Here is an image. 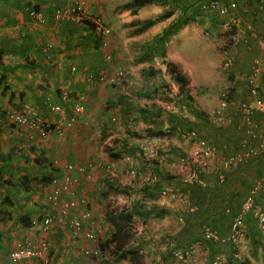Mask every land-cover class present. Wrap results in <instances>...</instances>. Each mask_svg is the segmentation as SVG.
Listing matches in <instances>:
<instances>
[{
    "label": "crops",
    "instance_id": "crops-1",
    "mask_svg": "<svg viewBox=\"0 0 264 264\" xmlns=\"http://www.w3.org/2000/svg\"><path fill=\"white\" fill-rule=\"evenodd\" d=\"M76 1L0 0V258L6 260L7 264H97L98 262L102 264H134L136 258L142 264H149L144 256L145 251L147 252L148 249L154 250L155 246H152V243H157V239L165 231L160 228L156 232L148 231L149 233L145 230L136 231L129 237L135 240V242L130 244V258L128 256L126 258L113 257L112 259H105L106 254L103 245L110 242L109 231H106L105 228L107 225L111 227L112 224L105 217V207L101 210L103 206L91 197L92 195L88 190H91L92 187L87 186L84 182L85 178L76 172L72 174L78 177L77 196L84 197L87 205L92 210L91 213L94 216L96 225L98 227L101 226L99 218H102L105 221V228L101 233V229L98 231L100 233L99 244L97 241H88L82 236L74 237L71 234L69 224L66 221L60 222L58 220L59 208H53L47 201V196L51 192V182L49 181L51 176L56 173H62V168L54 167L52 160L54 158L58 159L61 165L66 162L80 165L99 156L98 153L94 152V145H98L96 143L101 138L100 131H96V125L99 121L103 122L105 114L102 112V107H99L98 103L100 102H97V99L106 100L108 104L112 105V108L105 110V113L107 114L108 111L114 113V110L117 109L121 119L126 122L123 124L125 128L123 137L114 139L117 146L109 149L110 154L114 155L115 151L120 154L117 150L129 151L133 161L132 163L124 162L125 172L133 170V174H131L134 176L140 173L139 169L144 168V174L154 175L157 170L152 161H155V159L144 160L137 145L144 142L146 137H149L151 142L154 143V140H157L159 136L150 135L145 133L144 130L150 128L154 122H157V118L163 112L167 113L166 125H176L174 130H170L172 133L192 131L191 129L181 130L178 128L181 124L179 123L181 119H177L179 117L196 120L195 112L201 111L197 109L194 103L182 100L179 102L180 104L176 105L174 113L166 110L165 112L163 110L164 106L162 107L161 98L163 97H158L157 99V96H165L166 94L171 98L172 94L175 93L180 94L179 97L182 98L181 94H183L178 92L177 85L165 71L162 59L176 63L181 72L184 73L188 80L185 93L191 96V91L195 87L193 72L191 73L187 68L188 61L184 63L180 61L182 58L183 60L186 59V57H181L179 49L175 48L173 41L175 39L179 40L181 37L192 38L194 34L189 30V23L185 24L165 42L163 46L164 56L158 57L151 48L152 44L155 45V43H152V39H155L171 20L156 22L142 30L139 25L132 23L134 20H144L161 12V9L157 8V4H146L138 8L136 14L133 15H130V9L122 10L121 12L115 10V16L122 17L120 29L130 31L123 34L122 39L119 40L118 33L110 26L112 33L109 48L113 58L119 62L116 64L120 65V63H123L126 76L132 78L126 77L133 83L132 91L137 93L138 97H141L138 101L145 103V105L140 104V107L132 106L128 100H125L120 95L113 97L114 93L107 81H97L94 85L86 83L85 78L88 73H96L104 69V51L100 48V39L95 32L89 29L88 24H86V21H89L88 19L79 22L68 17L58 18L55 15L56 10L71 7ZM78 1L88 15H94L97 8L102 6L101 0ZM102 1L104 3L107 2L106 0ZM202 1L204 0L199 1V3H202ZM238 4V9H240L238 13L240 12L241 14L238 15L235 25L237 31L235 45L228 51H223L230 60H233L234 65L232 72L229 74V80L225 82L223 89V91H228L227 99L231 102V106H223L224 110L219 112L220 115L235 114L232 115L230 120L223 121L221 125L217 126L211 123L209 119V117L217 113L219 109L217 103H215L213 110L201 111L213 127L225 130L221 143H218L217 140L204 139L196 132L195 134L198 138L213 145L218 156L226 157L239 151L241 149L240 141H245L248 148H258L260 144L262 145L261 148H258L256 154L249 156L245 162L237 164L224 173V176H227L231 172H236V168L239 169L240 181L244 179L248 183L246 191L242 195L243 197L254 186L255 182L264 175V132L260 125L264 117L257 111H252L249 123H241L240 113L237 110L238 103L252 100L244 75L250 73L252 61L255 58H259L262 63L257 86L259 87L260 95L264 97V49L258 46V38L264 34V0H238ZM148 6L152 8L146 9ZM155 9L157 11H154ZM30 10L38 11L41 21L33 20L29 15ZM149 11L151 13H148ZM122 32L124 33V30ZM158 52L161 55V47ZM245 63L246 66L242 67ZM231 64L232 61L222 70H227ZM150 66L152 67L150 68ZM71 67H74L73 70H71ZM112 69L113 67L109 66L108 72L111 73ZM146 71H149V73ZM206 75L207 73L202 77H206ZM165 85L170 88V91H165ZM62 92H68V96L76 101L81 100L84 112L80 118L81 120H87L85 125H88V128L78 122L70 127H64V119L70 113L68 105L70 102L67 103L61 100L60 95ZM143 96L145 97L143 98ZM60 100L61 103H59ZM52 103H59L64 110L61 113L50 112L48 106ZM169 103L174 106L173 98L172 102ZM22 105L37 108L46 124L62 128V135L59 136L54 130H51L45 136H38L34 133V136L30 138L29 131L24 127H19L3 120V111L19 109ZM166 106L168 107L169 105ZM131 107H136L134 113L130 109ZM134 116L136 119L131 121ZM106 121H109V118ZM130 126L135 129L136 133H131L127 130L129 128L132 131ZM111 128L113 127L111 126ZM230 129L233 131L232 135H230ZM111 133L106 137V141L113 137V133ZM231 139L235 141L233 145L231 144L233 142ZM173 143L176 146L178 145L176 140L171 142V144ZM158 144L154 143L153 145L159 148ZM160 146L162 147L163 143ZM166 149L174 151L176 148L174 146L169 147L167 144ZM124 155H122V158ZM137 157H141L146 162L139 161ZM134 158H136L135 163ZM213 164L214 161L210 162V167ZM134 168H137L138 171ZM254 169L256 171L253 175L248 174L250 173L249 171ZM117 174L113 173L112 175L116 176ZM199 174L206 175L205 182L216 180L209 172H199L198 177L202 179ZM91 177L94 178V172ZM96 178L99 179V177ZM21 183L25 187L21 186ZM141 184L144 185L146 183L142 182ZM127 192H124V194H128ZM120 193H118V199L123 201L124 199L121 198L122 194ZM258 194L264 196V182L262 188L254 194L255 206L264 211V208L258 206L255 202V199L259 196ZM67 197H69L68 194L61 195L64 200ZM131 197L132 201H134V197ZM159 197L157 201L155 197L151 201L161 202L162 199L160 197L161 200H159ZM132 201L131 205L135 204ZM48 212L55 213L56 217L52 228L43 231L40 228L41 218ZM167 212L164 215L169 214ZM248 217L251 218L250 214L247 215L246 219ZM253 219L258 230L252 233V236L261 241V245H257L264 253V230L258 226L256 219ZM247 221L248 219L245 220L246 223ZM183 226L184 224H182L181 229L184 230ZM155 227L157 228V226ZM113 230L110 231L112 232ZM244 231L245 237L247 230ZM227 232L224 230L221 233L226 234ZM201 234L202 232H200L199 236ZM41 236H45L48 241V249L44 255L25 258L18 263L11 262L8 259V253L17 241L27 240L31 243H36ZM138 241H140L139 244ZM203 241L209 242L210 246L212 245L210 240ZM144 242L146 244H143ZM116 244L123 248L126 243L122 242L119 244L116 242ZM96 245L101 250V254L96 256L97 260L93 259L95 256H90L82 251L84 247L93 248ZM209 245H207L208 249L210 248ZM235 247L239 248L238 250L240 251L245 247V244L240 241L234 247L230 245V250L227 247L230 255ZM211 250L212 248L209 249L208 254L213 253ZM157 252L158 250H156ZM195 252L199 251L196 250ZM200 253L201 251L195 256L194 260L190 261V264H198L201 258ZM257 256L248 259H250V262L256 263L259 262L258 259L264 260V255ZM157 259L153 264H165L160 262L158 256ZM236 261L237 263L240 262L239 259Z\"/></svg>",
    "mask_w": 264,
    "mask_h": 264
},
{
    "label": "rangeland",
    "instance_id": "rangeland-1",
    "mask_svg": "<svg viewBox=\"0 0 264 264\" xmlns=\"http://www.w3.org/2000/svg\"><path fill=\"white\" fill-rule=\"evenodd\" d=\"M106 1L107 2L104 3L101 0L102 6H100V8H97V10L95 11L96 13H94V15H98L99 17H101L102 21H104L109 27L111 26L113 29H115V31L119 35L118 39L121 40L122 35L128 33L130 30L120 29V26L122 24L121 21L122 17L115 16L114 12L115 10H118L120 12L122 10H127L125 5L130 0H106ZM199 1L201 0H195L193 3H190L188 5L190 9H187L186 15L182 17L183 19H185L186 16L188 17L189 20L188 25L190 26L189 30L193 32L194 36H192V38L181 37L179 40L175 39L173 41V43L176 46L175 48L179 49V54L181 55V57L184 56L187 59V60L186 59L183 60L182 58V60L180 61L182 63L188 61L187 68L191 73L193 72L192 76L195 80L194 90L191 91V96L188 95L189 100L186 99V97L184 98L185 96L184 94H181L182 98H180L179 97L180 94L175 92H174L175 94H172L171 98L168 96V94H166L165 96H157V99L158 97H163L161 98L163 102L162 107L164 106L163 110L171 111V113L172 111L174 113L176 105H178V103L181 102L182 100L183 101L188 100L189 102L194 103L197 109L201 111L213 110L216 105L215 103H217L219 107L231 106V104L226 103V98L223 96L224 93L223 89L225 87V82L229 80V74L232 72L234 66L233 60H231L232 64L229 68H227V70H222L221 68L223 61L228 57L223 53V51L228 49L229 45H233L232 42L233 37L237 35L235 25L238 19V15L241 14L240 12L238 13V11H240V9H238L239 8L238 0H219L222 3L223 2L236 3V7L229 10L226 15H221L216 10L205 11L201 9L199 7V5L201 4L199 3ZM205 1H210V0H204L202 2ZM156 4H157V8L158 9L160 8L161 11H164L168 8L169 9L173 8L172 16L170 18L165 19L166 21L172 20L181 13V7H180L181 3L178 0L177 1L168 0L166 4H161V3H156ZM150 8L152 7L148 6L146 9H150ZM154 11L157 10L155 9ZM148 13L151 12L149 11ZM130 15L133 14L130 12ZM122 30H124V33L122 32ZM152 40H151L152 43H155V45L152 44L151 48L159 57L160 55L158 54L159 53L158 50H160L161 47L159 41L157 40L156 37L155 39ZM116 63H119L118 60L113 58L112 64L113 65L115 64L114 66H119L123 69L124 67L123 63H120V65ZM245 66L246 63L242 67ZM151 67L152 66H150V68ZM205 73H207L206 77H202ZM126 77L127 76L125 73L124 78ZM127 78H131V77H127ZM109 86L111 87L110 89L114 93L113 97L120 95L125 100H128L132 104V106L138 107L140 104L145 105L144 102L140 103L138 101L140 100L141 97H138V94L132 91L133 86H131L130 88L125 87L122 91H120L119 88H117L112 84H109ZM168 90L170 91V88H167V86L165 85V91ZM144 97L145 96H143V98ZM172 98H173L174 106L172 105V103H169L172 102ZM97 102H100L98 103L100 105L99 107H102V112L105 114V118L103 119V122L99 121L97 122L96 125L97 127L96 131L98 130L100 131L101 138L98 141V143H96L98 145L96 146L94 145L95 147L94 152L98 153L99 156L96 157L97 159L93 158L83 164H80L86 168V173L89 174V178L87 179L85 178L84 182L87 186L92 187L91 190L89 189L88 191L89 193H91L92 195L91 197L93 198V200L97 201L98 203L101 204V206H103L101 210H103L104 207L105 209L123 207L128 209V211H132V217L130 218V220L119 221L121 224H123V231L127 230L126 232L128 233L129 236L124 241L126 244L123 246V248L119 247L117 250L114 246L116 242H118L119 240L118 239L114 240V238L111 236L113 231L112 232L110 231L114 229V226L112 225L113 227L112 226L110 227L107 225L105 228L104 225L105 221L102 218H99L100 219L99 223L101 226H99L98 229H101L100 233L105 228V230L109 231L108 233L110 234L109 236L110 242L104 243L103 245L106 254L105 259H112L113 257L126 258L128 256H129L128 258H130L131 257V254L129 253L130 244L132 242H135V240L129 237L133 235L136 231L145 230L147 232L148 231L156 232L157 229L160 228L165 232L162 235H160V238L157 239L158 240L157 243H152V246H155L154 250L148 249V251L147 252L145 251L144 254L149 264L155 263L154 261L158 260L157 256L160 259V262L165 264H190V261L184 260L183 258L179 257L176 250L179 246L186 247L190 241L194 240V238L195 239L198 238L201 232L200 226L201 223H203V220L199 221L197 219L198 221L196 222V220H193V218L185 217L187 215L186 214L184 215L183 214L184 212L182 210L184 208V201L175 200V199L170 200L168 199V197L165 196L164 199L162 198L163 199L162 203L160 202L156 203L158 197L160 196L159 195L160 189L155 190L153 188L154 195L150 196L149 188L148 187L143 188V184H141L142 183L141 179L147 175L146 173L144 174L143 172L145 171L144 168L139 169L140 173L138 175L135 174L134 176L128 170L127 172H125V168H124L125 163L122 158V155L124 154L131 155V153L129 151L117 150L120 152V154H118L115 151L114 152L115 154L111 155L109 149L116 148L117 143L114 140L115 138L123 137L122 135L125 132L124 131L125 128L123 127V124L126 122L121 119L119 115V111L117 109L114 110V113H111L109 111L107 114L105 113L109 108H112V105L108 104V101L97 99ZM154 103L158 104L156 102ZM165 104L169 106L167 107ZM136 107L130 108L131 110H133V113L135 112ZM114 108L116 107L114 106ZM83 112H84V108H83ZM166 114L167 113L161 112V116L157 118L158 121L154 122L152 126H150V128L160 129L165 133L164 136H159L157 138L159 142L155 139L154 143H159L158 158H157L158 160L156 159L155 161H152V163L155 165V168L157 170L156 175L160 177V187L167 184L174 188L175 187L174 183L176 181L185 183L184 181H182V177L185 176L187 168L185 164L179 161V159L181 157L184 158L186 157L189 149L192 146V141L183 137L182 136L183 132L172 133L171 131L168 130V126L166 125ZM107 118H109V121H106ZM135 119L136 117L134 116V118H132L131 121ZM82 123H84V126L88 128V125H85L87 124V120L83 119ZM110 123L111 126L113 127L111 129H110L111 127ZM131 127L132 126H130V128ZM131 129L132 131H130L129 128L127 130L131 133H136L134 128ZM108 130H110L111 132L113 131L112 132L113 137L109 138V140L106 141L105 140L106 137L108 136L109 133H111ZM54 132L56 133L55 130ZM47 133H45V135ZM173 140H176V142L178 143L177 146L175 143L171 144ZM161 143H163L162 147L160 146ZM167 144L169 145V147L174 146L176 148V151L167 150L166 149ZM139 145L140 143H138L137 147H139ZM135 159L136 158H134V163H135ZM139 161L144 163L146 162L143 159H141V157L139 158ZM106 164L109 168L107 169V171L105 170L106 166L104 167V165ZM134 169L138 171L137 168ZM255 171H256L255 169L251 170L249 171L250 173L248 174L253 175ZM93 172H94V178L99 177V179L96 178L95 180H93L94 178L91 177ZM206 172H209V170H207ZM111 173L112 174L118 173V174L115 176L112 175ZM209 173L211 174V172ZM212 176L214 177V175ZM234 185H237L239 188L241 187L238 184V182L230 183V186H234ZM124 192L125 193L127 192L128 194H124ZM118 193L122 194L121 198L124 199L123 201L118 199V195H119ZM131 196L134 197L133 199L134 201H132ZM80 197L84 199L83 196ZM154 197L156 198L155 199L156 201L155 200L151 201V199ZM130 200L133 203H135L133 205L136 206L135 210H139L138 212H134L135 210L131 209L132 207L130 206L131 205ZM159 200H161L160 197ZM255 202L258 206L264 208V196L262 195L257 196ZM150 204H158V207L149 210V212H145V210H147L146 207L149 206ZM81 208L88 209L89 212L92 211L90 207L87 205L85 199L83 200ZM140 211H142L141 214ZM167 211L169 212V214L164 215V213H166ZM251 219L252 218H250V221L248 219L247 223L245 222L247 235L243 237V239L241 240V242L245 244V247H243L242 250H240L241 261L239 260L240 262L238 263L232 257V255L228 253V248L230 250L229 244H226L225 242H212V245L210 246L209 242L202 240L204 246L209 245L210 247L209 249L212 248L211 251L213 252V254L219 253L218 255L222 259L220 264H240L241 262H244V264H248L250 262V259L248 258L258 257L257 255H264V253L258 248V245L251 243V238H250L252 236L251 230L253 226L256 225L254 219L253 220ZM184 223L186 226L184 225L185 227L183 230L181 229V226ZM208 223H209L208 221L205 222L206 225H209ZM221 223L219 222L218 227L225 230V232H227L230 224L229 221L228 220L224 222L222 221ZM155 226H157V228ZM100 233L97 232L96 235L97 238L96 241L98 244H99ZM189 237L192 239L190 240ZM199 239H201V236H199ZM139 242L140 241H138V244ZM143 244L146 243L144 242ZM156 250H158V252L161 251L159 255H157L158 252L156 253ZM243 257H246L248 261L245 262L243 260ZM93 259L97 260V257L95 256L93 257ZM258 261H259L258 263L251 261L249 264H262L264 262L263 259L262 260L258 259ZM205 262L206 261H204V264ZM97 264H102V263L98 262ZM198 264L201 263L198 262Z\"/></svg>",
    "mask_w": 264,
    "mask_h": 264
},
{
    "label": "built area",
    "instance_id": "built-area-1",
    "mask_svg": "<svg viewBox=\"0 0 264 264\" xmlns=\"http://www.w3.org/2000/svg\"><path fill=\"white\" fill-rule=\"evenodd\" d=\"M80 2L77 0L73 3L71 7H66L63 9L56 10L55 15L58 18H69L79 22L85 21L88 19L92 25L94 32L98 35L100 39V48L104 51L103 61L104 69L97 71L96 73H88L85 81L89 85H94L97 81L105 80L109 84H112L119 88L122 91L125 87L130 88L132 86V81L129 79H124V70L119 66H112V72L109 73V66L112 64V52L110 51V37L112 29L102 21L101 17L98 15H88V13L82 8ZM236 6L235 2L229 4L221 3L218 0H210L202 2L199 7L203 10H216L221 15H226L229 9ZM30 17L35 21H41L40 13L36 10L29 11ZM236 36L233 37V45H235ZM233 45H229L230 49ZM258 46L261 49H264V34L258 38ZM228 49H226L228 51ZM231 60L226 58L222 63V68L225 69ZM261 60L255 58L252 61L251 71L247 75H244L246 80L247 88L252 97V100L249 102H240L237 104V110L240 113L241 123H249L250 115L252 111H257L264 117V97L260 95L257 86L258 76L262 69ZM108 65V66H105ZM74 67H71L73 70ZM111 69V68H110ZM223 96L226 98V103L231 104L228 98V91H224ZM60 98L63 101L69 103L70 115L66 117L63 124L64 127H70L75 123H82L81 116L83 114V105L81 100H75L68 96V92H62ZM228 100V101H227ZM48 110L52 113H61L64 109L61 105L54 104L49 105ZM223 106L219 107L217 113L212 117H209L211 123L215 125H221L223 121H228L231 119L232 115L235 114H226L220 115L219 112L223 111ZM3 120L9 121L18 125L19 127H24L29 131V137H33L34 133L39 136H44L45 133L55 130L57 135H62V128L56 126L51 128L49 125L45 124L43 116L38 111L37 108L22 105L19 109H10L2 112ZM80 119V120H79ZM79 120V121H78ZM262 131L264 132V120L260 123ZM249 132V130H248ZM183 137L192 141V146L189 149L186 157H181L179 161L185 164L187 171L185 176L182 177V181L185 183L196 182L201 186L205 185V182L198 177V173L202 171L211 172L212 175L216 178L217 182H222L224 173L235 167L237 164L245 162L249 156L256 154L258 148H261L260 144L258 148H248L245 141H240L239 145L241 149L236 153L229 156H218L216 153V148L213 145H210L206 141L198 138L193 131L183 132ZM155 141V140H154ZM149 137L140 143L139 149L140 154L144 160H156L158 158V148L153 145ZM125 163H132L133 159L131 155L125 154L123 156ZM158 160V159H157ZM214 161V164L210 167V162ZM54 167L62 168L61 174H53L51 176V192L47 196V201L49 205L53 208L58 207L59 213L57 214L58 220L60 222H67L70 227V232L74 237L82 236L84 239L92 242H96L97 232L99 231L98 226L94 221V216L88 209H82L81 205L83 203V198L77 196L76 186L78 184V177L73 175V172H76L78 175H82L84 178H89V174L86 173V168L82 165H73L72 163L59 164L58 159H53ZM61 165V166H60ZM89 166V164H88ZM106 166V167H105ZM105 170L107 171V164L104 165ZM103 167V168H104ZM130 173L133 174V170H130ZM155 180V175H146L142 178L144 183H152ZM264 182V175L262 178L258 179L254 186L242 197L237 212L232 216L231 222L229 225V230L226 234H219L218 231L214 228H211L208 225H203L201 230V239L191 243L186 249H177L179 257L184 260H194L195 256L201 251V264H220L222 259L218 254L209 255L207 246H204L202 240H210L213 242H230L231 245L236 246L242 240L245 235L244 225L246 217L249 213H252L256 217L258 226L261 229H264V211L257 208L254 203V194L262 188ZM160 197L161 199L166 196L170 200H181L184 201V208L188 211H192L196 208V205L187 198V195L183 194L181 191L174 189L171 186L164 185L160 188ZM62 194H68L65 200L61 198ZM162 199V200H163ZM162 203V201L160 202ZM48 205V206H49ZM56 214L46 213L40 222V228L43 231L51 229L54 224V218ZM240 245V244H239ZM239 247V246H238ZM48 249V241L45 236H41L36 243H31L30 241L23 240L22 242L17 241L13 248L10 249L8 253V259L11 262L18 263L20 260L25 258L40 257ZM239 248L235 247L232 252L233 257H239ZM198 250L199 252H195ZM82 251L85 254L92 256H99L101 250L96 245L95 247H84ZM0 264H7L6 260L0 258Z\"/></svg>",
    "mask_w": 264,
    "mask_h": 264
},
{
    "label": "trees",
    "instance_id": "trees-1",
    "mask_svg": "<svg viewBox=\"0 0 264 264\" xmlns=\"http://www.w3.org/2000/svg\"><path fill=\"white\" fill-rule=\"evenodd\" d=\"M168 0H130L126 3L125 7L127 9H130V12L132 14H136L137 8L142 7L146 4L149 3H161V4H166ZM174 1V0H172ZM177 1V0H176ZM181 4V13L173 18L162 30V32L156 37L157 40L159 41V44L161 45V57L164 56V49L163 46L165 45V42L170 38L171 35L175 34L182 26L187 24L189 22L188 17L186 16L185 19L182 17L186 15L187 9L189 8L188 5L190 3H193L195 0H178ZM173 14V8H168L164 11H161L157 13L155 16L144 19V20H134L132 23L134 25H139V28L144 29L147 28L156 22L163 21L167 18H170ZM190 18V17H189ZM193 18V17H191ZM89 26V29L92 30L93 25L91 22L86 21ZM89 22V23H88ZM94 32V30H92ZM162 63L165 66V71L169 74L170 78L173 80V82L177 85V89L179 93H183L186 97V99L189 100L188 95L185 93V88L187 84V78L184 75V73L181 72L179 67L176 65V63L169 61V60H164L162 59ZM149 73V71H146ZM3 89V87H2ZM187 100V101H188ZM61 103V100L60 102ZM59 103H52L51 105H56ZM60 105V104H59ZM10 110V109H7ZM196 120H188V118H179L181 119L179 123H181L178 128L181 130H192L193 132H196L200 137L210 140V141H215L217 140L218 143L222 142L223 135L225 130L220 129L217 127H213L208 120L205 118V114L201 111H196L195 112ZM44 119V118H43ZM6 121V120H5ZM8 123H11L9 121H6ZM45 122V121H44ZM14 124V123H12ZM211 125V126H210ZM176 128V125H168V130H174ZM145 133H148L150 135H158V136H163L165 135L164 131L160 129H153V128H147L144 130ZM233 134V131L230 129V135ZM227 136V135H225ZM232 140V139H231ZM235 140V139H234ZM233 141V140H232ZM235 143V141L232 142V145ZM176 150V149H175ZM236 172H231L229 175L224 176V180L222 182H217L216 180L211 181V182H205L204 180L206 179V175L204 174H199V176L202 178V180L205 182L204 186H201L200 184L196 182H191V183H182L180 181H176L174 189H177L181 191L183 194L187 195V198L190 200V202L194 203L196 205V208L192 211H188L186 209H183V214L187 215L185 217L188 218H193V220H196V222L202 221L200 228H202L203 225H206L205 222L208 221L209 225L211 228H214L218 231L219 234H223L221 232H224L223 229L219 228V222L221 223L222 221H229L231 222L232 216L237 212L239 203L242 199V195L244 191H246V188L248 186L247 181L244 179L240 181L239 179V169L236 168ZM155 175V180L152 183H146L143 185V188H149L150 190V196H153V188L160 189V177ZM231 182H238V184L241 186L240 188L237 185L230 186ZM167 185V184H166ZM21 186H24L21 183ZM150 186V187H149ZM169 186V185H168ZM160 187V188H159ZM152 191V192H151ZM256 200V199H255ZM135 206V205H134ZM131 205V209L135 210L136 206L134 207ZM158 207V204H150L147 206V210L145 212H149L151 209H155ZM139 210H135L134 212H138ZM142 211H140L141 214ZM251 218H255L252 213H249ZM105 217L110 220L112 225L114 226V230L111 234V236L114 238V240H119L118 243L121 244L124 242V240L128 237V233L126 231H123V224H121L119 221L123 220H130L132 217V211H128L123 207L119 208H106L105 209ZM248 217L247 219H249ZM186 219V218H185ZM198 219V220H197ZM215 219V221H214ZM246 219V220H247ZM257 222V221H256ZM223 224V223H221ZM185 225V223H184ZM208 225V226H209ZM230 225V224H229ZM186 226V225H185ZM184 228V226H183ZM201 230V229H200ZM244 230H246V226L244 225ZM258 228L253 226L251 233L257 232ZM202 232V230H201ZM190 238V237H189ZM251 243L252 244H259L261 245V241L258 238H255L254 236H251ZM192 238H190L191 240ZM199 240V238H194V240L190 241L186 247H179L177 249H186L191 243L194 241ZM225 243L229 244L228 241ZM231 245V244H230ZM115 248L120 247L118 244H115ZM182 249V250H183ZM237 260L240 258H236ZM235 259V260H236ZM243 260L247 262V258L243 257ZM134 264H142L138 259L136 258L134 260ZM241 264H244V262H241Z\"/></svg>",
    "mask_w": 264,
    "mask_h": 264
},
{
    "label": "clouds",
    "instance_id": "clouds-1",
    "mask_svg": "<svg viewBox=\"0 0 264 264\" xmlns=\"http://www.w3.org/2000/svg\"><path fill=\"white\" fill-rule=\"evenodd\" d=\"M90 22V21H89ZM112 66V65H111ZM62 100V99H61ZM63 101V100H62ZM59 105V104H58ZM69 115H70V113H69ZM68 117V116H67ZM66 119V118H65ZM64 119V120H65ZM45 124H46V122H45ZM47 125H49L51 128H55V127H52L50 124H47ZM39 136V135H38ZM54 159H56V158H54ZM52 164H53V160H52ZM53 166H54V164H53ZM51 179V178H50ZM50 181V180H49ZM213 242V241H212ZM207 246V245H206ZM207 250H208V248H207ZM209 251V250H208ZM233 252V251H232ZM232 252H231V255H232ZM216 254H219V253H216ZM209 255H214L213 253H211V254H209ZM232 257H233V255H232ZM241 257V254H240V251H239V257H233L234 259H236V258H240ZM237 260V259H236Z\"/></svg>",
    "mask_w": 264,
    "mask_h": 264
}]
</instances>
